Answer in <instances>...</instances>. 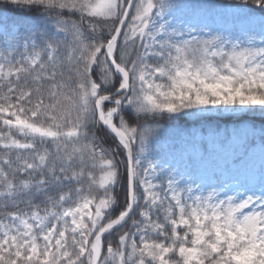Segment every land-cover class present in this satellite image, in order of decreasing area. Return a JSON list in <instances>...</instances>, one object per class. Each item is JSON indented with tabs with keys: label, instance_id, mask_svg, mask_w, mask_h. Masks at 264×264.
I'll return each instance as SVG.
<instances>
[{
	"label": "snow or ice",
	"instance_id": "snow-or-ice-1",
	"mask_svg": "<svg viewBox=\"0 0 264 264\" xmlns=\"http://www.w3.org/2000/svg\"><path fill=\"white\" fill-rule=\"evenodd\" d=\"M0 264H264V0H0Z\"/></svg>",
	"mask_w": 264,
	"mask_h": 264
},
{
	"label": "rangeland",
	"instance_id": "rangeland-1",
	"mask_svg": "<svg viewBox=\"0 0 264 264\" xmlns=\"http://www.w3.org/2000/svg\"><path fill=\"white\" fill-rule=\"evenodd\" d=\"M188 127L190 128L191 125L188 126ZM163 128L166 129V128H168V126L165 124V125L163 126ZM161 139L164 140V141L173 140V139H177V140H178L179 137L177 136L176 132H175L174 130H172V129H169V130H167V131H164V130L162 129V132H161Z\"/></svg>",
	"mask_w": 264,
	"mask_h": 264
},
{
	"label": "trees",
	"instance_id": "trees-1",
	"mask_svg": "<svg viewBox=\"0 0 264 264\" xmlns=\"http://www.w3.org/2000/svg\"><path fill=\"white\" fill-rule=\"evenodd\" d=\"M222 2H223V0H221ZM188 126H190V125H188Z\"/></svg>",
	"mask_w": 264,
	"mask_h": 264
}]
</instances>
